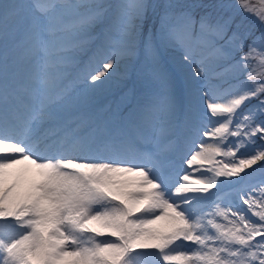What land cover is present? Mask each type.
Wrapping results in <instances>:
<instances>
[{
  "label": "snow or ice",
  "instance_id": "6c2138e0",
  "mask_svg": "<svg viewBox=\"0 0 264 264\" xmlns=\"http://www.w3.org/2000/svg\"><path fill=\"white\" fill-rule=\"evenodd\" d=\"M238 6L250 11L243 0ZM109 7L97 0L0 3L5 42L0 59V264H135L133 257L139 254L156 255L160 264H264V184L240 197L246 209L217 204L198 213L193 202L210 197L182 195L214 188L218 195V182L231 183L220 178L240 176L258 162L264 171V99H258L264 96V79L254 77L257 66L264 68V35L248 44L238 31L229 34L231 17L213 20L209 15L200 17L197 29L191 13L174 19L168 11L172 6H166L159 39L181 49L183 65L190 69L179 93L189 132L185 163L188 168L211 165L205 179L184 174L170 189L166 178L154 172L155 165L128 166L130 161L121 158L122 150L132 147L134 131L156 122L171 125L175 115L176 70L163 63L151 38L141 41L156 89L151 105L135 109L124 128L107 136L90 135L74 114L79 100L66 77L74 50L88 43L92 28L100 27L107 53L102 70L90 74L93 88L103 86L102 78L111 76L122 57L136 54L139 22L149 5L146 0L115 5L118 38L111 27L105 28ZM68 12L78 17L72 43L60 25ZM257 18L264 23V9ZM9 21L16 25L11 31ZM10 39L13 51L22 50L31 62L23 84L9 57ZM209 58L226 61L225 72L236 68L246 74V86L228 102H217L207 83L200 86L199 78L208 80ZM254 98L257 111L238 112ZM109 145L116 151L105 156ZM218 155L232 159L217 162ZM25 163L34 166L35 174L26 187L10 172Z\"/></svg>",
  "mask_w": 264,
  "mask_h": 264
},
{
  "label": "rangeland",
  "instance_id": "374dc122",
  "mask_svg": "<svg viewBox=\"0 0 264 264\" xmlns=\"http://www.w3.org/2000/svg\"><path fill=\"white\" fill-rule=\"evenodd\" d=\"M4 2H7V0H0V3ZM59 2L75 3L77 0H59ZM97 2L110 5L106 13L107 24L105 28L111 27L113 35L118 38V31L115 27V5L127 2V0H97ZM146 2L149 7L142 21L139 22L141 24L140 39L137 42L136 54L132 57H122L119 67L112 71L111 76L102 78L104 81L103 86L93 88L90 74L102 70L101 66L107 57L99 38L101 29L96 26L91 29V38L83 49L74 50L75 62L68 69L66 83L71 93L79 100L77 107L74 109V114L76 117L83 119L84 131L90 135L107 136L110 130L124 128L129 120L124 119L121 123V119L131 107L140 108L143 105L142 102L145 103L146 101L149 102L148 105H151L156 98L155 84L148 71L149 62L141 43V41L151 38L157 52L162 54L163 63L176 70L178 92L176 111L171 125L165 122H156L142 127L140 131L137 129L138 132L134 131L131 134L132 147L130 150H122L121 158L130 161L128 166H132L133 163H146L152 168L155 165L154 172L166 178L169 188L174 189L177 181L184 174H188L191 180L205 179L211 174L208 172L211 165L205 163L201 168L195 166L188 168L185 163L189 152V132L186 126L187 111L186 108L183 111L181 109L179 93L181 84L184 82L185 72L190 69L183 65L181 49L171 47L160 41L161 16L165 12L166 6L171 5L172 7L168 11L173 13L174 19L180 13L189 12L197 29L202 16L209 15L213 20L219 17H231L232 24L229 34L232 31H238L241 35L246 36V43L250 44L254 39L264 35V23H261L260 19L257 18L261 9H264V2L262 0H243L250 11L240 8L238 0H146ZM77 20L76 15L68 12L60 21V25L65 28L64 34L69 37V43L74 42L73 33L77 31ZM13 28H16L15 22L9 21V30L11 31ZM19 36L20 30L17 28L15 39L18 40ZM4 43L3 37H0V59L4 55ZM11 44L12 40L10 39L9 57L10 60L15 59L16 61L18 84H23L27 72L31 68V62L23 56L22 50L13 51ZM234 55L236 59H239V53H234ZM223 65L226 66L227 62L209 58L205 62L208 80L205 81L203 78H199L201 87L207 83L209 87L213 88L217 102H228L230 98H235L236 94L246 86V74L236 68L227 72L224 70L217 72ZM262 73H264V68L257 66L254 72L257 81L264 79ZM240 77L243 78L240 79ZM95 84L100 85L101 81H96ZM221 86L226 87L225 91H221ZM227 89L228 91H226ZM258 99H264V96ZM258 99L254 98L246 102L238 112L248 109L257 111ZM199 111L203 112V103L199 105ZM176 142L181 146V150L179 149L180 154L175 147ZM209 142L216 143L215 140ZM259 145L260 142L258 141L257 147ZM104 151L105 156H110L116 150L109 145V151ZM249 151H251V148ZM176 154H179V156L176 157ZM237 157H239V153H237ZM215 159L217 162L228 163L232 158L218 155ZM260 163L258 162L251 168L245 169L240 176L220 178L221 180L231 181V183L225 182L222 185L218 182L220 192L227 191L223 198L224 193L216 198L213 197V193L217 191L215 188L211 189L209 193L182 195L210 197V199L202 200L199 203L193 202L195 211L198 213L203 209L206 214L214 210L217 204L224 208L230 207L232 210H235L238 206L246 209V205L240 204V197L250 189L258 190L256 186L264 184V171L261 170ZM11 173L12 179L20 176L25 187L30 180L35 179L34 168L25 164L20 165L17 170L13 169ZM180 182L183 183L182 180ZM220 199L224 200L217 203ZM217 222L226 223L220 218H217ZM4 231L9 235L13 234L11 229H5ZM133 259L135 264H160L159 258L153 254H139L135 255Z\"/></svg>",
  "mask_w": 264,
  "mask_h": 264
},
{
  "label": "bare ground",
  "instance_id": "6f19581e",
  "mask_svg": "<svg viewBox=\"0 0 264 264\" xmlns=\"http://www.w3.org/2000/svg\"><path fill=\"white\" fill-rule=\"evenodd\" d=\"M21 165H23V164H21ZM25 165L34 168V166H31V165H29L28 163H25ZM19 166H20V165L16 166V168H14V170H17V168H18ZM11 171H13V169H11L10 172H11Z\"/></svg>",
  "mask_w": 264,
  "mask_h": 264
}]
</instances>
